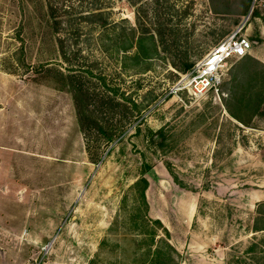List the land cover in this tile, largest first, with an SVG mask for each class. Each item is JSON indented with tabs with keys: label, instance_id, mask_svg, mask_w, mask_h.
<instances>
[{
	"label": "rangeland",
	"instance_id": "374dc122",
	"mask_svg": "<svg viewBox=\"0 0 264 264\" xmlns=\"http://www.w3.org/2000/svg\"><path fill=\"white\" fill-rule=\"evenodd\" d=\"M256 7L0 0V264H135L143 175L137 232L168 242L175 264H261L247 252L264 239V120L247 128L226 110L245 63H229L219 96L174 93L186 66L248 38Z\"/></svg>",
	"mask_w": 264,
	"mask_h": 264
},
{
	"label": "trees",
	"instance_id": "16d2710c",
	"mask_svg": "<svg viewBox=\"0 0 264 264\" xmlns=\"http://www.w3.org/2000/svg\"><path fill=\"white\" fill-rule=\"evenodd\" d=\"M57 12V9L53 6V4L50 3L49 8L47 9L48 18L50 20H55L54 18L57 17ZM65 14H67L66 11ZM258 18H261V14L258 7H256L251 13L248 24L253 23ZM99 24L102 28L107 25L104 18L99 21ZM55 26H57V24H55ZM250 42H252L253 47L254 45H259L260 43L262 44V41L258 40L257 38H255L254 40H250ZM248 55H250V53H248L244 57L232 59L230 61L232 62L233 60L241 59V63L245 64L240 68L243 71L241 77L239 78L238 74L233 79L234 84L230 90L229 97L226 100V110L231 118H233L242 126L250 128L253 120H264V64ZM195 65L186 66L184 72L191 70ZM227 69L223 76V82L225 80ZM148 188L149 182L144 175L142 178L137 180L136 183L130 188V191L135 194L138 206L136 207L134 214L128 217V221L131 227L130 229H128L129 232H127L129 234H132L133 237L134 235H145V237L149 238L148 244L145 245V249H143L142 245H137L134 253L135 264H175L173 257L174 249L168 242H162L163 244L156 242V236L154 232L149 233L148 231L146 233L143 230H141L139 233L137 232L144 226V219L140 213L143 211V209L146 213L148 212V203L146 198ZM259 207L260 210L264 209V205H260ZM261 218L258 219V221L264 222V217ZM160 224V221L154 222V225ZM145 225L147 226V228H149L146 223ZM255 231L264 232V227H256ZM263 243L264 239L259 244L261 245ZM156 245L157 248L155 249V251H153V247H155ZM260 245L257 244L251 246L248 249L247 253H254L256 251H259L260 256L257 258V260L261 264H264V246Z\"/></svg>",
	"mask_w": 264,
	"mask_h": 264
},
{
	"label": "built area",
	"instance_id": "2783aa9c",
	"mask_svg": "<svg viewBox=\"0 0 264 264\" xmlns=\"http://www.w3.org/2000/svg\"><path fill=\"white\" fill-rule=\"evenodd\" d=\"M238 30L217 44L212 51L191 70L181 75L174 87V93H187L193 97L222 93L223 76L232 59L247 55L252 42L240 35Z\"/></svg>",
	"mask_w": 264,
	"mask_h": 264
},
{
	"label": "crops",
	"instance_id": "0c3cea01",
	"mask_svg": "<svg viewBox=\"0 0 264 264\" xmlns=\"http://www.w3.org/2000/svg\"><path fill=\"white\" fill-rule=\"evenodd\" d=\"M249 28L250 29L247 30L246 35L248 36V39L254 40L257 38L258 40L262 41V44H259V47L254 48L253 52L256 54L257 60L264 64V15L261 14V18H258L253 23H251Z\"/></svg>",
	"mask_w": 264,
	"mask_h": 264
},
{
	"label": "bare ground",
	"instance_id": "6f19581e",
	"mask_svg": "<svg viewBox=\"0 0 264 264\" xmlns=\"http://www.w3.org/2000/svg\"><path fill=\"white\" fill-rule=\"evenodd\" d=\"M49 248V247H48Z\"/></svg>",
	"mask_w": 264,
	"mask_h": 264
}]
</instances>
